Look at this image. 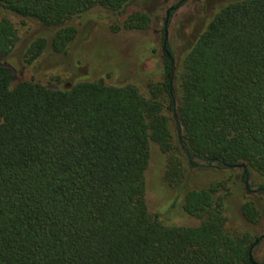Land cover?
Listing matches in <instances>:
<instances>
[{"label": "trees", "instance_id": "1", "mask_svg": "<svg viewBox=\"0 0 264 264\" xmlns=\"http://www.w3.org/2000/svg\"><path fill=\"white\" fill-rule=\"evenodd\" d=\"M132 1L0 0V10L47 33L27 50L30 64L49 45L68 52V22L93 9L120 14ZM146 24L136 13L122 28ZM18 41L1 18L0 264L260 263V237L226 229L229 181L199 189L186 178L196 168L229 169L224 164L264 178V0L222 7L178 67L166 45L164 82L150 99L104 79L66 89L36 79L14 84L3 60ZM153 150L165 162L163 182L178 193L174 205L198 224H167L149 211ZM240 177L244 184L243 170ZM245 191L240 214L255 226L264 211Z\"/></svg>", "mask_w": 264, "mask_h": 264}, {"label": "rangeland", "instance_id": "2", "mask_svg": "<svg viewBox=\"0 0 264 264\" xmlns=\"http://www.w3.org/2000/svg\"><path fill=\"white\" fill-rule=\"evenodd\" d=\"M181 1L134 0L120 14H110L102 9L88 11L68 22L75 29V39L66 54L54 53L49 45L30 64L27 63V50L42 34L47 33L32 21L0 10V19L10 21L19 38L16 48L3 63L13 72L14 84L36 79L66 89L78 80L104 79L109 85H133L143 97L150 99L164 82L162 44L166 11ZM236 1L241 0H185L170 15L166 27V45L176 67L216 13ZM136 13L147 17L145 28L132 31L123 29L124 21ZM163 98L166 96L163 95ZM164 167L163 157L153 150L151 165L146 173L149 211L158 214L167 224H198L197 220L185 217L179 205H174L178 193L163 182ZM241 173V169L196 168L189 171L186 186L202 189L210 183L229 181L228 186H231L233 193L225 206L228 218L226 229L260 237L264 235V217L253 226L246 223L240 214L241 201L248 196L241 182ZM261 184L264 185V178L248 180L249 198L257 201L264 211V192L256 193ZM253 256L258 262L264 263V239L254 249Z\"/></svg>", "mask_w": 264, "mask_h": 264}, {"label": "water", "instance_id": "3", "mask_svg": "<svg viewBox=\"0 0 264 264\" xmlns=\"http://www.w3.org/2000/svg\"><path fill=\"white\" fill-rule=\"evenodd\" d=\"M185 0H183L182 2H184ZM181 2V3H182ZM178 8V6H175V7H171L169 8L167 11H166V19L164 21V39H163V44H162V47H163V51L167 54V51H166V40H167V22H168V18H169V15L171 12H173L174 10H176ZM177 132L178 134L180 135L181 134V130L178 128L177 129ZM179 139L181 140V137L179 136ZM184 149V146L182 147ZM223 167L225 168H229V169H242L243 170V173L245 175L244 177V184H245V188L248 190V176H247V172L245 170V165H240V166H234V167H231V166H228L226 164L223 165ZM262 239H264V235L260 236L259 238V241H261ZM258 243V241L256 242ZM250 261L252 262V264H260V263H257V262H254L252 257H250Z\"/></svg>", "mask_w": 264, "mask_h": 264}, {"label": "flooded vegetation", "instance_id": "4", "mask_svg": "<svg viewBox=\"0 0 264 264\" xmlns=\"http://www.w3.org/2000/svg\"><path fill=\"white\" fill-rule=\"evenodd\" d=\"M182 1H183V0H182ZM182 1H181V2H182ZM181 2H179V3L176 5V6H178V8H179V6L183 3V2H182V3H181ZM174 7H175V6H174ZM178 8H177V9H178ZM174 11H175V10H174ZM174 11H173V12H174ZM171 13H172V12H171ZM171 13H170V15H171ZM170 15H169V17H170ZM165 19H166V18H165ZM168 19H169V18H168ZM163 39H164V38H163ZM248 191H249V190H248Z\"/></svg>", "mask_w": 264, "mask_h": 264}]
</instances>
